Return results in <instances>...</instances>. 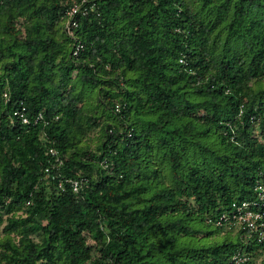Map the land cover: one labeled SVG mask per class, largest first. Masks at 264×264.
I'll return each mask as SVG.
<instances>
[{
    "label": "trees",
    "instance_id": "obj_1",
    "mask_svg": "<svg viewBox=\"0 0 264 264\" xmlns=\"http://www.w3.org/2000/svg\"><path fill=\"white\" fill-rule=\"evenodd\" d=\"M261 193L264 0H0V264H264Z\"/></svg>",
    "mask_w": 264,
    "mask_h": 264
},
{
    "label": "built area",
    "instance_id": "obj_2",
    "mask_svg": "<svg viewBox=\"0 0 264 264\" xmlns=\"http://www.w3.org/2000/svg\"><path fill=\"white\" fill-rule=\"evenodd\" d=\"M87 1H92V0H81V2H87ZM78 4H73L66 12V15L68 16V20L66 23V30L69 34L73 33L72 27H75V23L72 22V17L74 15V13H76L78 11ZM79 48V45H77L76 49L74 50L73 54L77 53V50ZM15 115L17 116L18 119H20V121L22 123H28V119L25 116V114L23 113V108L20 109V111H16ZM57 118V117H56ZM42 119L41 114H39L36 119L35 122H37L38 120ZM47 123V122H45ZM47 153L50 154L52 157L55 158V160L57 162H59L58 166L62 164L61 159L58 156V151L53 148V147H49L47 150ZM46 171H48V169H46ZM54 178V177H52ZM69 182L70 185L72 186V189L74 191H77L79 189V187H81V182L82 179H73V178H67V180L65 179L64 182ZM62 184V182H59V185ZM258 189H262L261 185H258ZM262 196H264V194L261 193ZM235 205V211L231 214V219H234V224L237 226H246L249 229L252 230H256L257 228H259V225H257L256 222H259V220L262 221L263 219V213H260V211L254 210L252 208L258 206L257 203L255 202H241L239 205L233 204ZM229 219V216L226 214H223L220 216V218L215 222L216 225H220L223 221H226ZM259 222L260 226L264 227V223L263 222Z\"/></svg>",
    "mask_w": 264,
    "mask_h": 264
},
{
    "label": "rangeland",
    "instance_id": "obj_3",
    "mask_svg": "<svg viewBox=\"0 0 264 264\" xmlns=\"http://www.w3.org/2000/svg\"><path fill=\"white\" fill-rule=\"evenodd\" d=\"M92 136L94 135V137H95V139H96V133L93 131V133L91 134ZM205 230H213L214 229V227L213 226H206L205 228H204ZM233 240H235V238H233Z\"/></svg>",
    "mask_w": 264,
    "mask_h": 264
}]
</instances>
